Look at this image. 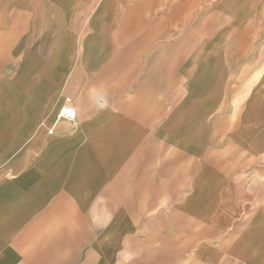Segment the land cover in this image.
I'll list each match as a JSON object with an SVG mask.
<instances>
[{
	"label": "crops",
	"instance_id": "1",
	"mask_svg": "<svg viewBox=\"0 0 264 264\" xmlns=\"http://www.w3.org/2000/svg\"><path fill=\"white\" fill-rule=\"evenodd\" d=\"M0 264H264V0H0Z\"/></svg>",
	"mask_w": 264,
	"mask_h": 264
},
{
	"label": "built area",
	"instance_id": "2",
	"mask_svg": "<svg viewBox=\"0 0 264 264\" xmlns=\"http://www.w3.org/2000/svg\"><path fill=\"white\" fill-rule=\"evenodd\" d=\"M76 116V110L75 107L72 105L71 99H67L66 103L62 106L59 118H69L73 119Z\"/></svg>",
	"mask_w": 264,
	"mask_h": 264
}]
</instances>
